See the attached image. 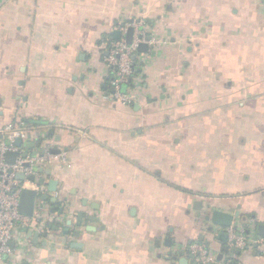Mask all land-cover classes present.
<instances>
[{
	"label": "crops",
	"instance_id": "obj_1",
	"mask_svg": "<svg viewBox=\"0 0 264 264\" xmlns=\"http://www.w3.org/2000/svg\"><path fill=\"white\" fill-rule=\"evenodd\" d=\"M134 19L123 102L110 48ZM22 124L52 158L22 180L40 229L0 264H264V0H0V131Z\"/></svg>",
	"mask_w": 264,
	"mask_h": 264
},
{
	"label": "built area",
	"instance_id": "obj_2",
	"mask_svg": "<svg viewBox=\"0 0 264 264\" xmlns=\"http://www.w3.org/2000/svg\"><path fill=\"white\" fill-rule=\"evenodd\" d=\"M145 22L143 19H134L132 22L122 26L121 31L125 35L130 28H133V42L129 44L125 37L114 42L110 48L109 64L115 67L114 76L111 81V96L123 102L130 101V93H124L121 85L127 82L135 70L133 55L137 52L142 41L146 40L144 32ZM22 124L10 130L0 131V261L4 255L16 253V247L11 243L18 244L21 234L28 228L40 229L42 214L36 211L33 215H27L21 211V195L24 188L22 180L17 178L19 173L25 177L33 174L34 164L44 163L45 160L52 158V153L47 148L45 153L39 152L37 156L28 155L22 143L18 140L26 138L29 130H24ZM9 152H18L15 163L7 161L6 156ZM30 166H25V163ZM264 241V239H262ZM241 248L245 246V240L239 238L236 240ZM194 249L199 252L198 257L204 263L214 261V258L199 245Z\"/></svg>",
	"mask_w": 264,
	"mask_h": 264
},
{
	"label": "water",
	"instance_id": "obj_3",
	"mask_svg": "<svg viewBox=\"0 0 264 264\" xmlns=\"http://www.w3.org/2000/svg\"><path fill=\"white\" fill-rule=\"evenodd\" d=\"M133 34H134V30L133 28H130L127 32V35H126V40L129 44H131L133 42ZM114 35V38L115 40L119 41L120 38H121V34L119 31H115L113 33ZM146 49H147V45L142 43L139 45L138 47V52H146ZM29 123H32V124H46V122L44 121H41V120H29ZM43 136V135H42ZM46 137L43 136V139L44 140ZM17 143L20 145L21 144V140H18ZM29 147H34V144L33 143H30L29 144ZM38 147V146H37ZM38 151H35L31 154V156H37L38 155ZM18 155V152H9L7 153V156H6V159L8 162L10 163H15V159ZM25 157L28 156L27 153H24L23 154ZM25 166H30V163H25ZM34 172H43L44 169L43 168H34L33 169ZM48 174H50L48 172ZM17 178L20 179V180H25L26 177L23 173H19L17 175ZM28 179L30 181H35L36 180V177L35 175H32V176H29ZM56 182L54 180H52L50 182L51 185H54ZM40 184H42V189L44 190V179H40ZM56 188H52L50 187V190H55ZM34 202H35V192L33 190H24L22 195H21V211L27 215H32V213H30L33 209H34ZM236 216H239L238 213H236ZM211 219L213 221L214 224H217L219 226H222L223 228H231L233 227V221H234V215L233 214H230V213H227V212H223V211H220V210H215L213 213H212V216H211ZM260 232L262 234H264V225L260 226ZM229 234L225 231V232H222V236L223 237H227ZM225 240V239H224ZM13 245V243L11 244Z\"/></svg>",
	"mask_w": 264,
	"mask_h": 264
}]
</instances>
